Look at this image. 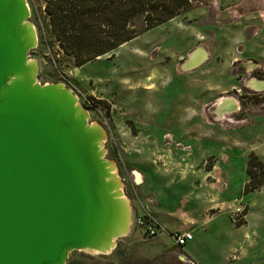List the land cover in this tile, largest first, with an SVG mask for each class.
I'll use <instances>...</instances> for the list:
<instances>
[{
  "label": "rangeland",
  "instance_id": "1",
  "mask_svg": "<svg viewBox=\"0 0 264 264\" xmlns=\"http://www.w3.org/2000/svg\"><path fill=\"white\" fill-rule=\"evenodd\" d=\"M27 2L29 21L38 37L28 54L38 64L37 81L62 82L80 94L78 102L87 111L88 122L104 129V158L115 166L130 206L129 231L116 240L110 253L73 250L65 264H190L178 259L170 233L188 230L187 216L206 217L197 205L184 202L186 195L200 191L196 181L195 189L188 183L201 179L200 175L209 181L218 179L215 187L223 202L210 208H219L221 213L209 220V226L192 228L196 242L205 232L212 242L220 241L223 235V239L233 241V254L238 255L239 245L245 250L255 246L261 248L259 256L263 257L264 243L254 232L259 231L264 238V206L260 202L264 194L245 198L246 203L251 198L250 206L260 203L252 207L248 225H238L243 209L240 214L238 204H230L233 195H246L242 183L247 179L249 154L253 152L264 161L263 0H244L245 6L233 8L242 17L251 12L250 20L240 18L229 33L215 29L229 27L216 23L214 14L198 12V8L209 5L192 0L190 8L175 19L80 67H73L72 59L63 56L55 44L48 46L41 39L48 35H44L47 30L41 3ZM198 48H202L203 60L189 66V57ZM185 130L194 135H182ZM210 130L209 135L193 138ZM187 144L190 146L181 147ZM166 154L168 161L162 159ZM183 156L189 161H182ZM171 158L181 162L174 161L172 166ZM165 161L168 164L162 165ZM184 166H196V172H172ZM137 169L143 175L140 182ZM184 175L186 179L181 182L179 178ZM165 176L171 177L165 180ZM150 203L165 227L154 237L144 236L134 224ZM171 213L176 219L173 226L168 224ZM172 227L175 231L168 232ZM245 232H250L248 239Z\"/></svg>",
  "mask_w": 264,
  "mask_h": 264
},
{
  "label": "water",
  "instance_id": "2",
  "mask_svg": "<svg viewBox=\"0 0 264 264\" xmlns=\"http://www.w3.org/2000/svg\"><path fill=\"white\" fill-rule=\"evenodd\" d=\"M29 17L27 0H0V264H65L73 250L110 253L130 206L102 126L64 83L37 81Z\"/></svg>",
  "mask_w": 264,
  "mask_h": 264
},
{
  "label": "trees",
  "instance_id": "3",
  "mask_svg": "<svg viewBox=\"0 0 264 264\" xmlns=\"http://www.w3.org/2000/svg\"><path fill=\"white\" fill-rule=\"evenodd\" d=\"M192 0H39L48 46L55 44L73 67L97 59L121 44L187 11ZM48 37V38H47ZM244 193L264 186V161L251 152ZM71 264V263H69Z\"/></svg>",
  "mask_w": 264,
  "mask_h": 264
},
{
  "label": "crops",
  "instance_id": "4",
  "mask_svg": "<svg viewBox=\"0 0 264 264\" xmlns=\"http://www.w3.org/2000/svg\"><path fill=\"white\" fill-rule=\"evenodd\" d=\"M202 1H203V4H207L209 6L198 8L199 13L207 12L210 14H214L215 16L213 17V19L215 20L216 23L219 22L220 24H223L225 27H229L228 29L224 28L226 30H223L222 26H216L217 28H215V29L217 31L221 32V30H222V32H224V33H229L228 30H231L230 28L233 27L231 25L236 26L238 24V22H241V20H250V13L251 12L245 13V15L242 17V15L239 16L238 9L236 11H234V9H233L235 7H238L239 5H243L244 0H239V1L238 0H202ZM234 2L235 3L238 2L237 5H233ZM263 2H264V0H263ZM262 4H264V3H262ZM243 6H245V5H243ZM240 13L244 14L243 10H241ZM236 14H238V18H236V16H235ZM260 14H262L264 16V11L260 10ZM262 15H260V16H262ZM251 16L253 17L254 13ZM260 16L258 15V17H260ZM263 16H262V18L264 21ZM175 18H173V19H175ZM240 18H241V20L239 21ZM247 49H249V48H247ZM252 51H253V49H252ZM234 59L236 60V58H234ZM173 71H174V67H173ZM147 78H150V77H147ZM253 82L255 83L256 80H253ZM212 115H216V114L212 113ZM217 120H219V119H215V121H217ZM208 123H211V122H208ZM211 131L212 130L208 131V134H206V133L198 134L196 136H193V138H197L198 136L209 135L211 133ZM181 134L182 135H189V136L194 135V134L189 133L187 130L181 131ZM176 145H179V141H176ZM188 146H190V144H187L186 146H181V147L185 148ZM183 157H184V160H182V161H185V160L187 162L189 161L185 158V156H183ZM162 159H166L168 161L167 154L164 155L162 157ZM137 161H138V159H137ZM167 161L163 162L162 165L164 163L168 164ZM169 161H171L170 165H172V166H175L174 161H178V163L181 162L179 159L175 160L172 158ZM178 163H177V165H178ZM185 164H186V162H185ZM192 168L194 169V168H196V166H193V167L184 166V167H181L180 170L174 169L172 172L173 173L177 172V173H181V174L196 172L195 169L190 171V169H192ZM213 168L216 170L217 167L214 165ZM137 170H138V172L136 171V173H138V175L140 177L139 181H137V182H140L143 175L139 169H137ZM170 177L171 176H165L163 178H165V180H166V179H169ZM200 178L201 179H197V180H195V178H194V180H192V182L188 181V183L192 186V189H195V187H193V186H196V185H194V181H196L197 187H199L200 191L198 193L194 194V196L193 195L192 196L186 195L184 202L185 203H192L193 205H197V207L202 211V213H206V217H205V215H203L201 218L200 217L187 216L185 218V222H186V225L188 226L189 229L184 231V232H191L192 233V228L198 229L200 227L209 226L210 225L209 220L215 219L216 215L221 213V212H218L219 208H217V211L210 209L212 207H215L217 204H221L223 202V200L221 199V196H219L220 193L216 191L217 188L215 187L216 181L218 179H214L212 181H209L210 178L205 176V175H200ZM179 179L182 180L181 182H183L186 179L185 175L180 177ZM248 179H249V177L247 175V179L242 184L244 185L248 181ZM245 194H246L245 197L244 196L243 197H241V196L237 197L235 194V195H233V199L230 201V204L232 207H235L238 204L237 207L243 209V211H242L243 214L241 216V222H240L241 224H238L240 226L248 225L247 220L250 217L249 214H251L252 207L255 205L260 206V203L252 204L250 206L249 203L251 202V198H250V200L247 201V203L245 202V198L248 197L249 195L254 198L255 194H256V196L262 197V195L264 194V186L261 187L259 190L247 192ZM263 200H264L263 198L260 200L261 204L263 203L262 206H264ZM224 202L226 203L227 201L224 200ZM157 205H159V202H157ZM149 206H150L149 209L151 210V212H153V214L159 220L155 210L153 209V203H150ZM208 211H211L212 213L210 214ZM209 214H210V216H208ZM257 220H260V217H258ZM174 221H176L175 216L171 213L168 224L173 226L175 224ZM261 221H263V220H261ZM159 222L162 225V227L165 228L160 220H159ZM167 231L172 232L175 230L172 227L171 230L167 229ZM181 232H183V231H181ZM255 233H256V238L258 239V241H259V237H260V241L262 243H264V238H263L262 234L259 231L254 232V234ZM161 234H164V233H161ZM192 236H193V238L189 242H187L183 247H179V246L175 245V243L172 242L173 246L176 247V249H177V252H178L177 257L181 261L186 259L190 264H264V256L261 257V254L259 256L260 249H261L259 247L253 246V247H250L249 250H245V248H243L241 245H239V247L237 248V251H239V252H238V255H236V254H233V252H231V251L236 250V247L234 245H232L233 241L231 239H228V238L223 239V235H220V236H222L223 240L221 239L220 241H216V242L210 241L209 237H208V233H206V232L203 233V235H202L203 238H199L197 242L195 240L193 233H192ZM249 237H250V232H245L244 238L248 239ZM250 253H253V255L248 257V255Z\"/></svg>",
  "mask_w": 264,
  "mask_h": 264
},
{
  "label": "built area",
  "instance_id": "5",
  "mask_svg": "<svg viewBox=\"0 0 264 264\" xmlns=\"http://www.w3.org/2000/svg\"><path fill=\"white\" fill-rule=\"evenodd\" d=\"M65 84V83H64ZM66 85V84H65ZM68 88H71L70 90L74 92L73 88L70 86H67ZM77 99L79 98L78 95H80L78 92H74ZM239 209V212L241 214V208ZM134 224L141 230L142 234L146 237H154L156 236L160 231H165V228H163L158 220L152 215V212L149 209H145L142 214L138 215L135 220ZM169 234V233H168ZM170 236L172 237V240L174 241L175 245L179 247H183L187 242H189L193 236L191 232H172L170 233Z\"/></svg>",
  "mask_w": 264,
  "mask_h": 264
},
{
  "label": "bare ground",
  "instance_id": "6",
  "mask_svg": "<svg viewBox=\"0 0 264 264\" xmlns=\"http://www.w3.org/2000/svg\"><path fill=\"white\" fill-rule=\"evenodd\" d=\"M197 57H203V53L202 52H198L197 53ZM257 84V83H256ZM260 84V82H258V84L257 85H259ZM112 173L114 174V171H112ZM138 175V174H137ZM138 177H139V175H138ZM123 190V189H122ZM121 197H123V196H121ZM124 199V198H123ZM125 200V199H124Z\"/></svg>",
  "mask_w": 264,
  "mask_h": 264
}]
</instances>
